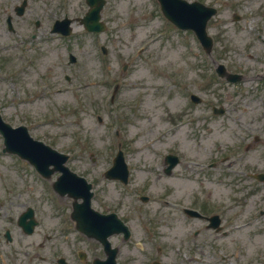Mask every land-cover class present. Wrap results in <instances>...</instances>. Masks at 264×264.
Returning <instances> with one entry per match:
<instances>
[{"label":"rangeland","instance_id":"rangeland-1","mask_svg":"<svg viewBox=\"0 0 264 264\" xmlns=\"http://www.w3.org/2000/svg\"><path fill=\"white\" fill-rule=\"evenodd\" d=\"M20 1L0 0L2 61L10 64L8 56L16 55L28 43L34 45L46 38L53 39L40 45L44 56H38L30 70L38 68L48 72L49 82L58 83L64 89L57 92V87L50 88L47 94L35 97L26 92L31 80L23 73L17 88L21 93H17V89L11 88L12 80L7 73L0 85L8 92L0 95V103L6 115L15 121L25 118L35 125L45 118L46 125L31 130V135L60 152L69 153L68 167L93 184L95 209L102 211L111 207L130 222L133 234L127 242H121L119 237L110 239L112 245L120 247L118 263L147 264L151 258H157L162 264L232 262L231 259L218 261V253L210 259L204 257L200 244L205 238L202 234L193 236L196 229H201V224L183 218L178 203L201 204L206 196L209 205L224 200L230 185L203 182L205 161L202 163V160L215 158L228 149L237 152L235 144L229 145L232 135L228 138L230 132L226 133L228 123L233 121L227 117H205L203 121L199 118L203 105L189 106L186 96L196 93L207 106H223L226 116H240L246 122L254 116L252 114L256 119L263 116L264 102H259L253 91L264 89V43L258 42L259 37L264 42V0H197L217 8L216 15L207 23V32L213 39L211 56L230 72L245 75L238 84L218 80L193 34L167 23L154 0H106L101 12L106 30L100 34L85 32L76 21L88 10L85 0H28L24 15L18 17L13 13V6ZM236 14L240 16L237 20ZM65 15L72 20V33L64 39H54L55 35H49L48 29L55 19ZM7 16H10L14 34L7 30ZM35 22L39 23L38 31ZM35 31L37 39L32 41L30 35ZM57 43L64 55L60 63L53 52ZM7 44L9 48H5ZM101 46L107 50L105 56L100 52ZM68 53L76 57L75 64H67ZM18 62L24 63L23 60ZM25 71H29V67ZM258 71L259 77L252 80L247 77ZM64 74L70 81L64 80ZM32 75L33 72L30 77ZM105 75L108 81L104 80ZM115 85L118 88L111 104L108 99ZM98 116L101 122L97 121ZM180 116L188 125L181 134L176 131L169 134L167 127ZM258 120L257 130L252 131L255 136L245 141L250 143L256 137L262 140L245 152L249 169H264V117ZM114 124H117V140L134 167L132 181L125 187L104 179L101 173L115 154L116 141L109 133ZM188 141L195 151L184 147ZM217 144L220 149L216 148ZM167 151L183 154L171 176L162 175L159 169L160 154ZM240 151L243 152V147ZM191 156L201 159L192 168L188 164ZM182 184L187 185L185 191H177ZM208 190L211 197L204 192ZM46 191H49L48 182L34 174L24 162L9 155L0 156V201L10 200V210L18 212L31 196L40 203L44 199L46 204L55 203ZM144 194L149 198L146 203L139 200ZM262 195L264 191L251 196L245 193L240 199L248 209L259 202ZM59 202L67 201L59 199ZM238 235H231L229 241ZM213 240L208 236V243ZM259 240L263 242L264 238H257L256 242ZM229 241L215 240L212 246L215 249L216 244L228 245ZM80 249H87L92 255L102 252L99 244L83 237H80ZM48 250L50 263L38 260L34 264H54L59 250L54 252L52 246Z\"/></svg>","mask_w":264,"mask_h":264},{"label":"flooded vegetation","instance_id":"flooded-vegetation-1","mask_svg":"<svg viewBox=\"0 0 264 264\" xmlns=\"http://www.w3.org/2000/svg\"><path fill=\"white\" fill-rule=\"evenodd\" d=\"M29 51H34V57H35L34 62H31L30 60H28L32 58V54ZM38 56H42V52L40 50H37V48H29V49L20 50L17 52L16 55H14L13 57L14 62H11L8 65H5V64L0 65V70L1 72H8L12 81L20 82V75L25 72L27 67H29L28 78L31 80V83L27 85V88L29 89L30 87V89L29 90L26 89V92L28 94H33L34 96H36L37 94L40 93L39 89L41 85L43 84L44 80L48 78L47 73H41V70L38 68H34L35 69V72H34L35 79L34 80L32 79L34 75L30 77V73H31L30 67L35 66ZM19 60L24 61L23 67H20L19 62H18ZM0 81H3V80H0ZM3 86L4 85H0V95L5 96L8 91L7 89L2 90ZM11 88L17 89V87L13 85ZM20 88L22 87L20 86ZM18 90L19 89H17L16 92L21 93V89L20 91ZM0 113L3 119L7 121L11 126L13 127L17 126L16 124L18 121H15L10 117H5L6 112L4 111V107L1 103H0ZM20 119L21 118H19V120ZM18 124H22V123L19 122ZM25 126L27 130L29 131L32 130V128L29 127L27 124H25ZM3 140H4L3 137L0 135V145L3 143ZM11 205L12 204L10 203L9 200H8V203H0V210L3 209V206L6 209H9ZM238 205L245 206L240 200H238ZM201 210L205 216L212 214L211 208H209L208 203H203ZM246 210L247 208H244V207L240 209V211L242 212H245ZM220 212H219L220 213L219 217H220L221 229L219 230V232L213 231V233L224 236L226 235V231L224 230L226 226H225V220L223 217V213L222 211ZM260 214L264 215V209L261 211ZM0 220H1V212H0ZM6 231H10L8 238L6 237ZM10 233H11L10 229L8 230L7 228L2 229V224L0 221V264H14L17 260V256H14L15 254L12 255V253L14 252L15 243H16V240H14L15 234H10ZM257 234H260V232L247 233L245 235V241H240L239 236L236 237L237 246H236V249L233 251V255H232L234 264H264V241L257 243L255 240V236ZM9 252L11 253L10 255H9ZM23 253L27 254L26 251H24ZM35 256L40 261L44 259L43 257H40L36 253H35Z\"/></svg>","mask_w":264,"mask_h":264},{"label":"water","instance_id":"water-1","mask_svg":"<svg viewBox=\"0 0 264 264\" xmlns=\"http://www.w3.org/2000/svg\"><path fill=\"white\" fill-rule=\"evenodd\" d=\"M166 7L163 9L164 14L170 18L174 23H176L181 28H192L197 32V34L202 33V30L205 26V22L208 18V15H202L197 17L194 12L192 13L190 6L182 5L179 3L178 0H163ZM87 3L91 6L90 11L88 12L87 16L85 17L84 24L87 26V24H90V27H101L102 25L98 23V12L101 9V6L103 4V0H87ZM182 5V6H180ZM191 9V10H190ZM193 11V10H192ZM194 17V19H193ZM69 21L65 20L64 22V34L69 33V29L67 27ZM208 39V38H207ZM206 38H203V43L206 47L209 49L210 40H207ZM222 71V70H221ZM224 72V71H223ZM30 152H23L28 153ZM35 154V153H33ZM45 160H48V162H62L63 159L54 158L52 156H48L47 158L44 157ZM50 164V163H48ZM82 180V179H81ZM87 187V186H86ZM88 188V187H87ZM81 192L83 193L84 189L80 186L79 188ZM88 201V200H87Z\"/></svg>","mask_w":264,"mask_h":264},{"label":"bare ground","instance_id":"bare-ground-1","mask_svg":"<svg viewBox=\"0 0 264 264\" xmlns=\"http://www.w3.org/2000/svg\"><path fill=\"white\" fill-rule=\"evenodd\" d=\"M182 131H183V127L181 126V125H178L177 127H176V132L178 133V134H181L182 133ZM184 147L186 148V149H188L189 151H192V150H194V148L192 147V144L190 143V142H186L185 144H184ZM195 151V150H194ZM190 154V153H189ZM198 154V153H197ZM197 154H196V156H197ZM199 154H201V152L199 153ZM191 158H192V161L190 162V165L191 166H194V165H196V163L194 162V160L197 158V157H193V156H191ZM187 185H185V184H182V185H180V188L179 189H177V191H185V187H186Z\"/></svg>","mask_w":264,"mask_h":264}]
</instances>
